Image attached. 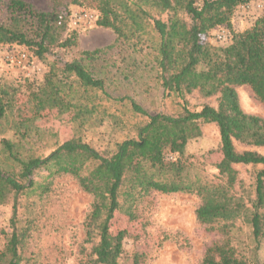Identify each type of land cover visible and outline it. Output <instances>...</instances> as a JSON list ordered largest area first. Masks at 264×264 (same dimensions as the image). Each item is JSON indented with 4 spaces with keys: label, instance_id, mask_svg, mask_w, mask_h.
I'll return each mask as SVG.
<instances>
[{
    "label": "trees",
    "instance_id": "1",
    "mask_svg": "<svg viewBox=\"0 0 264 264\" xmlns=\"http://www.w3.org/2000/svg\"><path fill=\"white\" fill-rule=\"evenodd\" d=\"M252 1L87 0L98 16L97 27L112 31L133 51L145 49L146 66L155 73L164 96L217 97L215 108L205 105L190 111L185 105L174 116L148 115L130 97L112 96L94 66L104 57L101 49L51 64L40 86L28 89V112H14L13 92L0 87V125L8 122L27 153L24 156L18 144L0 138V206L12 209L0 264H25L24 247L34 227V202L29 200L48 194V180L61 175L72 177L92 197L84 222L91 245L89 264H117L126 233L112 234L110 222L116 212L135 220L138 202L150 193H186L200 199L196 220L225 237L206 249L202 264H264V259L239 254L229 239L231 226L239 221L249 228L253 253L264 243V154L251 150L264 148V119L244 114L235 92L236 87H248L264 107V15L241 33H234L231 25L235 10ZM0 14V45L23 47L38 59L72 45L70 40L60 41L68 18L58 12L35 10L21 0H0ZM221 26L232 34L227 46L201 42L203 34ZM46 109L73 112L80 128L109 121L114 129H128L132 135L102 152L75 137L42 155L43 138L28 123ZM132 117L146 119L129 122ZM204 124L218 130L221 159L216 169L223 177L219 183L186 178L185 145L200 136ZM235 166L252 168L249 185L237 186L241 183ZM22 199L26 214L19 212Z\"/></svg>",
    "mask_w": 264,
    "mask_h": 264
},
{
    "label": "rangeland",
    "instance_id": "2",
    "mask_svg": "<svg viewBox=\"0 0 264 264\" xmlns=\"http://www.w3.org/2000/svg\"><path fill=\"white\" fill-rule=\"evenodd\" d=\"M3 2L9 0H1ZM42 12H58L68 18L67 28L62 32L60 41L70 40L72 44L66 49H55L43 58L32 57L23 47L0 45V87L13 92L14 112H28V89L40 86L51 64L79 59L82 52L96 49L105 50L104 57L94 66L112 96H128L148 115H176L182 107L190 111H199L208 105L215 108L217 97L202 99L197 93L184 97L164 96L155 81V73L146 66L145 49L137 47L133 51L128 43L116 39L112 31L99 28L95 22L98 18L93 9L88 8L87 0H21ZM81 12L96 15L92 22L73 25V18ZM264 15V0H254L238 7L232 18V31L241 33ZM1 20V14H0ZM219 35L222 38L219 39ZM230 29L221 26L203 34V44L225 47L231 41ZM141 48V49H140ZM25 54L26 60L18 63V56ZM240 110L250 116L264 119V107L254 99L248 87H236ZM29 115V114H28ZM146 118L132 117L129 122H140ZM9 124L0 125V138L10 139L18 144ZM32 131L43 138L44 148L41 154H48L57 145L80 137L82 141L98 152L112 150L116 143L132 133L128 130L114 129L111 122L100 126L80 128L71 111L46 109L30 118L28 123ZM18 150L27 156L25 148L18 144ZM242 151L244 148L235 145ZM264 154V148L251 149ZM186 162V178L198 182H221L216 165L221 159L220 138L214 124L201 126L200 136L185 145L182 156ZM237 179L243 187L250 184L252 168L235 166ZM41 176H46L42 173ZM40 178V177H39ZM51 181L50 191L34 202L31 218L34 227L24 247L25 264H89L90 243L86 242L84 222L90 211L92 197L83 192L77 182L68 175L55 176ZM22 207L19 212L26 214ZM200 199L194 194L150 193L137 205V218L129 220L121 212H116L110 222V232L126 233L123 240V253L117 264H202L206 249L213 243L221 242L225 237L196 220L195 211ZM26 212L27 209H26ZM30 213V214H31ZM11 206H0V250L6 235L10 233L9 223ZM21 217H20V216ZM21 219L24 218L19 213ZM229 239L239 254L251 259H264V243L253 253V244L249 228L239 221L230 228ZM27 262V263H26Z\"/></svg>",
    "mask_w": 264,
    "mask_h": 264
},
{
    "label": "built area",
    "instance_id": "3",
    "mask_svg": "<svg viewBox=\"0 0 264 264\" xmlns=\"http://www.w3.org/2000/svg\"><path fill=\"white\" fill-rule=\"evenodd\" d=\"M96 20V15L89 12H81L78 16L73 18V25H80L81 23L92 22ZM222 35H219V39ZM26 60L25 54L18 56V63H23Z\"/></svg>",
    "mask_w": 264,
    "mask_h": 264
}]
</instances>
